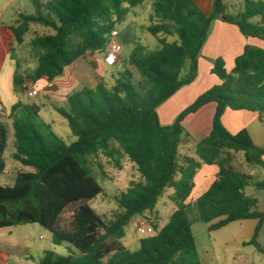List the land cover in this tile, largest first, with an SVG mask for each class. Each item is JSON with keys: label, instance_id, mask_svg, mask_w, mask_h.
Instances as JSON below:
<instances>
[{"label": "trees", "instance_id": "16d2710c", "mask_svg": "<svg viewBox=\"0 0 264 264\" xmlns=\"http://www.w3.org/2000/svg\"><path fill=\"white\" fill-rule=\"evenodd\" d=\"M31 1L33 13H18L9 27L14 44L23 43L31 24L50 28L52 33L31 40L37 65L25 75H14L16 93L26 90V79L50 82L79 57L104 54L115 25L144 0ZM213 1L208 14L193 0L152 3L148 32L176 38L170 42L161 38L156 50L137 45L128 60L121 61L113 86L100 82L93 89L83 87L68 95L65 107H55L76 137L72 143L67 144L42 120L36 103L18 101L11 107L12 133L1 116L0 175L10 145L14 149L10 156L22 168L13 184H0V228L38 223L51 232L55 244L67 242L79 252L62 256L46 251L37 264H201L188 216L193 206L202 222L215 221L210 231L235 221L257 220L246 244L264 254L257 240L260 234L264 238V210H258V199L244 191L251 175L232 165V154L241 152L248 165L264 167V148L253 143L246 128L231 134L221 122L227 108L256 112L264 121V49L246 45L230 72L222 58L212 60V73L221 83L199 95L172 124L162 125L158 119L157 108L195 80L213 19L236 25L245 37L264 39V2L245 0L242 11L232 15L223 0ZM209 102H215L216 109L208 136L196 143L192 155L182 153V144L190 138L182 121ZM100 154L118 167L126 157L141 179L120 194L121 211L109 221L91 206L103 188L87 162ZM204 164L216 165L217 177L193 205L186 204ZM253 185L264 189V180ZM169 187L174 188L176 205L169 221L159 229L155 224V233L141 238L136 250H129L122 242L126 226L133 217L153 211Z\"/></svg>", "mask_w": 264, "mask_h": 264}, {"label": "rangeland", "instance_id": "374dc122", "mask_svg": "<svg viewBox=\"0 0 264 264\" xmlns=\"http://www.w3.org/2000/svg\"><path fill=\"white\" fill-rule=\"evenodd\" d=\"M42 1L45 2L47 0ZM155 1L156 0H144L140 5H143L141 7L145 9L131 10L121 22L115 25L109 37V41L114 39L121 44L122 50L120 54L124 61L128 60L133 49L139 44L147 46L150 50H156L160 46L161 38H165L169 42L176 38L175 36H163L162 34L152 35L148 32L147 27L151 24L150 16L152 14V2ZM244 1L245 0H224L227 12L232 15L239 13L243 9ZM250 1L264 2V0ZM213 2L214 1H212V4ZM20 11L29 14L33 13L34 8L31 0H0V21L3 25L8 26V28L14 25L17 13ZM215 20L221 19L217 17L211 21L209 34L213 29ZM47 33H52V30L39 24H31L29 31L24 36L23 43L21 45L14 44V51L12 52L10 50V58L6 62L4 51L0 49V100H2L0 101V110H2L4 104H8L13 97H16L18 101H25L23 92L16 93L13 90V78L16 73L25 75L35 68L37 59L32 51L30 44L31 40L36 35ZM212 60L214 59L210 61L212 62ZM12 62L14 64H11ZM188 65L189 63L187 62L183 68V73L188 70ZM131 68L134 70V67ZM227 72L230 71L227 70ZM117 74V68H109L105 73V79L110 81L113 75L116 77ZM201 76L205 78L203 73H201ZM80 89L81 88L78 90ZM78 90L76 89L75 91ZM75 91H71L69 95ZM30 101L42 108L41 96L38 95L33 97ZM43 104L51 108V101L48 99L45 100ZM61 106L65 107L66 103H62ZM50 108H48V112L43 110L40 117L52 123ZM3 116L7 115L2 113V117ZM2 117L0 119H3ZM59 117L66 123L64 124L66 130L58 132L64 138V141L70 144L72 142L70 140H74L76 137L72 135L67 121L64 120L62 116ZM187 117L188 115L182 121L183 126L185 125L184 121ZM7 123L12 132L11 121H7ZM66 132H68V134ZM13 150V147L10 146L4 153L5 170L0 175V184L2 185L13 184L20 167L19 163L10 156ZM232 155V165L236 170L241 172L250 170V165L243 162L244 159L241 152L233 153ZM119 163L120 165L118 167V164L113 159L107 158L102 154L95 159L89 158L87 162V166L91 170L92 175L103 188V192L91 201V206L105 221L112 220L115 215L121 211L117 202V198L120 194L126 192L133 182L141 181L131 161L123 157ZM250 167H252L253 176L251 177L250 185L245 188V193L251 198L258 199L259 203L257 209L263 211L264 189L256 188L253 183L264 180V167L256 165ZM201 192L202 189L198 190L193 194L191 200L196 201ZM173 194V187L166 188L158 198L153 211L146 212L143 216L138 215L129 222L125 228V236L122 239L123 244L129 250H136L141 238L153 235L155 233V224L158 225L157 229H159L169 221L170 214L176 208L172 200ZM188 216L192 222L194 245L201 264H264V254L254 245L246 244L251 236V231H248V226L246 225L248 223H253L255 220L235 222L219 230L210 231L209 226L215 221L211 223L202 222L199 219L195 206L191 208ZM141 221H145L148 226L144 232L137 230ZM257 240L259 244L264 247V238L262 234L258 236ZM46 251H53L62 256L70 254L77 255L79 253L75 247L67 242L55 244L52 240L51 232L38 223L0 228V264H37Z\"/></svg>", "mask_w": 264, "mask_h": 264}, {"label": "crops", "instance_id": "0c3cea01", "mask_svg": "<svg viewBox=\"0 0 264 264\" xmlns=\"http://www.w3.org/2000/svg\"><path fill=\"white\" fill-rule=\"evenodd\" d=\"M193 1L205 14H208L212 9L213 0ZM141 6L143 5L134 7L131 10L135 11L145 9ZM14 43L15 40L12 31L8 28V26L3 25L0 21V49L4 51L5 62L10 58V45ZM246 45L257 46L264 49V39H258L253 37L246 38L244 35H242L236 25L224 22L222 20H215L213 29L212 31H210L207 40L201 48V52L197 60L198 72L195 80L192 83L180 88L174 95L168 98L157 108V114L160 124H172L177 115L182 112L186 107L191 105L199 95L207 91L209 88L221 83L220 79L214 73H212L213 63L210 61L211 59L222 58L224 60V66L226 70L231 71L234 67L236 57L243 52L244 47ZM103 55L104 54L100 53H88L85 56L79 57L72 64H70L64 69L62 75L54 78L50 82L44 79H41L35 83L30 82L29 79L25 80L26 90L23 92V96L25 98L24 102H31L30 99L33 97H28L27 91L29 89H32L33 87L38 90V94L36 96L39 95L42 97V108L39 106V115L42 113L43 110H46L48 112V108H50V106L43 104V102L47 99L51 101L50 114L52 117V123H49L45 120L44 121L50 124L52 130L60 137L62 136L59 132L62 130H66L64 125L66 123L61 119V117H59L61 115L55 110V107H61L62 103H66V98L68 97L71 91H75L76 89L78 90L79 88L83 87L93 89L100 82L104 83L108 87L114 85L115 76L113 75L112 79L108 81L105 79V73L109 68H117L118 71L121 67V61L123 60V57L120 54V58L118 59L115 65L107 66L103 61ZM13 62L11 64H14ZM201 73L205 75V78L201 76ZM16 102H18L17 98L13 97L12 100H10L8 104H4V108L0 110V117L2 116V113H4V115H7L3 116L5 121H10L8 118L9 111ZM215 109L216 103L209 102L195 113L188 115V117L184 121V128L189 133L190 138L188 142L182 144V153L192 155L194 153L196 143L204 137L208 136L212 127V119ZM221 122L227 129V131L231 134H236L241 129L246 128L253 143L256 146L264 148V121L259 120L258 114L256 112L246 110H233L227 108L222 114ZM66 133L68 134V132ZM75 140L76 139L70 141L73 142ZM243 162L247 164L245 161ZM21 168L22 167L20 166L18 170H20ZM249 168L250 170L243 172L251 175L252 177V167L249 166ZM217 174L218 167L216 165H202V167L198 170L197 174L195 175V185L190 197L186 200V204L193 205L195 201L191 200L193 194H195L198 190L202 189V192L200 194L201 196L208 189L211 183L216 179ZM241 221L246 220H240L235 222ZM257 224L258 221L255 220L253 221V223H248L246 225L248 226V231H251L250 239L253 237L254 230Z\"/></svg>", "mask_w": 264, "mask_h": 264}, {"label": "built area", "instance_id": "2783aa9c", "mask_svg": "<svg viewBox=\"0 0 264 264\" xmlns=\"http://www.w3.org/2000/svg\"><path fill=\"white\" fill-rule=\"evenodd\" d=\"M122 50V46L119 42H117L114 39H111L107 45L106 51L103 55V61L105 63V65L107 66H113L116 64V62L118 61V59L120 58V53ZM38 94V90L35 88L29 89L27 91V95L28 97H34ZM148 228V226L146 225L145 221H141L139 223V226L137 228L138 231L140 232H144L146 229Z\"/></svg>", "mask_w": 264, "mask_h": 264}]
</instances>
